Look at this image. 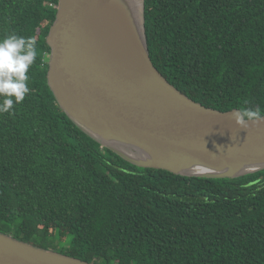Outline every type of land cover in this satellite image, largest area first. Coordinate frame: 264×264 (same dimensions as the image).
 <instances>
[{
	"label": "trees",
	"instance_id": "obj_1",
	"mask_svg": "<svg viewBox=\"0 0 264 264\" xmlns=\"http://www.w3.org/2000/svg\"><path fill=\"white\" fill-rule=\"evenodd\" d=\"M58 3L0 0V40L36 42L29 93L0 113V232L96 264H264V170L140 168L61 109L47 81ZM146 32L153 64L189 98L264 116V0H146Z\"/></svg>",
	"mask_w": 264,
	"mask_h": 264
},
{
	"label": "water",
	"instance_id": "obj_2",
	"mask_svg": "<svg viewBox=\"0 0 264 264\" xmlns=\"http://www.w3.org/2000/svg\"><path fill=\"white\" fill-rule=\"evenodd\" d=\"M47 44L48 86L61 109L125 161L208 179L264 170V122L241 129L231 114L240 110L203 106L155 67L146 0H59ZM0 264L96 263L0 232Z\"/></svg>",
	"mask_w": 264,
	"mask_h": 264
},
{
	"label": "clouds",
	"instance_id": "obj_3",
	"mask_svg": "<svg viewBox=\"0 0 264 264\" xmlns=\"http://www.w3.org/2000/svg\"><path fill=\"white\" fill-rule=\"evenodd\" d=\"M34 38L12 34L0 40V113H13V105L22 103L29 93L27 75L36 58ZM14 97V99H13ZM236 124L246 131L249 125L264 122L259 108H245L231 113ZM219 151L223 148L217 146Z\"/></svg>",
	"mask_w": 264,
	"mask_h": 264
},
{
	"label": "rangeland",
	"instance_id": "obj_4",
	"mask_svg": "<svg viewBox=\"0 0 264 264\" xmlns=\"http://www.w3.org/2000/svg\"><path fill=\"white\" fill-rule=\"evenodd\" d=\"M48 61H49V57H48ZM67 240V239H66ZM62 246V245H61Z\"/></svg>",
	"mask_w": 264,
	"mask_h": 264
}]
</instances>
